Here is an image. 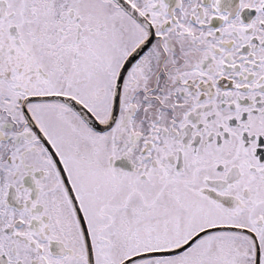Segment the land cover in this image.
<instances>
[{
  "label": "snow or ice",
  "instance_id": "snow-or-ice-1",
  "mask_svg": "<svg viewBox=\"0 0 264 264\" xmlns=\"http://www.w3.org/2000/svg\"><path fill=\"white\" fill-rule=\"evenodd\" d=\"M0 264H264V0H0Z\"/></svg>",
  "mask_w": 264,
  "mask_h": 264
}]
</instances>
